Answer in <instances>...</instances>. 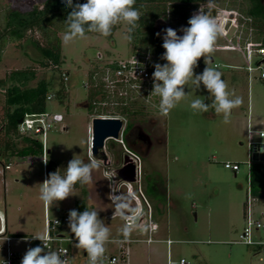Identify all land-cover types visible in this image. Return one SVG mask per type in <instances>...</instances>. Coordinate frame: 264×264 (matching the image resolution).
Returning <instances> with one entry per match:
<instances>
[{
	"label": "rangeland",
	"instance_id": "1",
	"mask_svg": "<svg viewBox=\"0 0 264 264\" xmlns=\"http://www.w3.org/2000/svg\"><path fill=\"white\" fill-rule=\"evenodd\" d=\"M39 2L40 0H0V25L8 7L32 6ZM245 2L246 0H213L212 6L233 9L243 20L247 16L238 7L246 5ZM118 26L111 39L97 33H87L83 38L77 37L65 42V32L60 33L63 55L60 72H69L70 80L63 82L64 96L59 94L47 101L48 112L64 116V120L57 123L49 133L48 146L51 152L47 160L53 161L55 171L58 170L63 175L74 156L86 163L90 156L97 159L100 167L93 171L91 183L83 186L77 183L72 195L49 207L39 198L40 184L49 175L42 159L43 154L32 155V159L29 156H11V169L0 174V232H4L8 224L12 236L22 237L15 241L21 252L16 250L13 242V250L21 255L26 253L32 236L44 234L46 214L55 218L72 209L82 212L89 208L86 201H94L96 204L89 209L99 212V218L110 229V238L143 239L148 235L145 227L127 225L116 214L134 208L131 194L129 195L133 186L122 183L117 187L107 174L108 170L121 165L124 146L113 139L106 142L104 151L110 161L106 165L103 156H92L88 139V127L99 111H95V106L91 104L93 94L83 85V80L96 65L127 59L134 54L130 41L126 39L128 26L125 23H118ZM249 26L250 23L247 24L250 29ZM241 31L248 35L244 27H230L228 38L236 40ZM29 37L40 39V34L33 32ZM252 38L264 42L263 38H256L254 32ZM30 39L22 40V46L14 42L8 43L0 60V125L5 118L6 90L12 85V81L6 77L12 70L34 67L38 73L37 80L44 78L52 81L54 88L50 93L57 94L58 73L51 67L39 65L42 54ZM227 42L220 34L216 44ZM98 51L102 52V59L95 58ZM211 57L215 60H211L213 67L214 63L220 64L217 70L224 75L228 91L243 100L239 107L232 110L230 123H223L222 114L218 116L212 108L205 113L193 114L189 106L191 100L201 98L206 103H211L207 99L209 93L202 84L199 90L191 84L187 85L186 99L167 115L161 114L158 107H146L143 103L135 108L149 111V117L145 113L125 115V122H129V127L133 123H141L154 138L149 154L142 156V190L152 204L154 220L159 226L154 234L158 241L150 244L134 241L129 245V264H167L169 247L162 241L167 238L175 241L170 248L173 264H178L181 258L187 264H264V248L236 242L246 225L250 180L251 186L255 188L254 192L258 193L256 196L253 192L255 215L264 220V159H254L253 149L251 151L247 144L249 128L264 130V79L260 78L259 70H248L239 51L214 49ZM252 65L256 67V61ZM205 67L204 62L198 63L194 73L201 74ZM37 80L31 85H35ZM155 101L158 103L159 98L156 97ZM84 102H89L90 105H82ZM128 132L126 128L125 133ZM253 140L263 139L254 134ZM227 161L238 162L240 171L236 174L226 168ZM3 169L4 165L0 162V170ZM134 189L139 194L137 184ZM116 193L121 196L116 197ZM134 200L140 208L139 200L136 197ZM118 204L122 206L120 211H117ZM125 228L128 229L127 236L123 231ZM65 231L73 235L70 230ZM254 235L264 239L262 231H256ZM75 243H67L72 249L69 264H89L84 250L74 247ZM105 247L116 252L115 243H106ZM52 250L55 251L54 248ZM3 257L2 251L0 260Z\"/></svg>",
	"mask_w": 264,
	"mask_h": 264
},
{
	"label": "clouds",
	"instance_id": "2",
	"mask_svg": "<svg viewBox=\"0 0 264 264\" xmlns=\"http://www.w3.org/2000/svg\"><path fill=\"white\" fill-rule=\"evenodd\" d=\"M64 2L67 8L72 9L63 22L65 42L77 37L83 38L87 33L108 37L118 23H125L128 26L126 39L130 41L141 19L139 9L134 7L136 0H86V3L82 4H74L73 0ZM208 3L211 5L213 0H208ZM187 23L188 27L179 29L183 35H178L177 30L171 27L163 30L162 47L165 51L160 59L167 63L153 65L155 70L152 73L153 89L150 95L159 98L158 110L161 114L167 115L186 99L187 85L191 84L199 90L202 84L209 93L207 99L211 103H206L201 98L191 100L189 106L193 114L205 113L212 108L218 116L222 114L223 123H230L232 110L239 107L243 100L242 97L228 91V84L222 79V73L212 66L211 54L221 34V28L211 11L202 8L193 13ZM159 35L160 33H157V36ZM201 57L206 67L201 74H195L194 69ZM47 162L48 160H44L45 164ZM99 167V161L91 156L87 163L74 156L68 162L63 175L58 170L49 173L48 178L40 184L39 198L49 207L54 202L63 201L72 195L77 183L81 186L91 183L92 173ZM121 207L118 204L117 211H120ZM68 228L77 241L74 247L86 252L89 264H102L104 246L110 239V229L99 218V212L89 208L83 212L70 210ZM123 231L127 236L128 229L125 228ZM32 238L41 241L43 247H29L21 264H68L66 250H63L64 255L52 250L49 247L48 235L38 234Z\"/></svg>",
	"mask_w": 264,
	"mask_h": 264
},
{
	"label": "built area",
	"instance_id": "3",
	"mask_svg": "<svg viewBox=\"0 0 264 264\" xmlns=\"http://www.w3.org/2000/svg\"><path fill=\"white\" fill-rule=\"evenodd\" d=\"M201 8L216 9L215 12L212 13V16L216 19L221 28V35L228 41L222 45H215L214 49L239 51L245 59L248 70L250 72L254 69L259 70L260 78L264 79V42L256 41L252 38L253 28L251 26H249L250 29L247 28V24L252 21V18L244 17L242 20L237 11L227 8L219 9L212 6V4H206ZM230 27H234L236 29L244 27L246 28L248 35L241 31L237 34L236 40L234 38H228ZM95 58L102 59V52L98 51ZM255 61L257 63L256 67L252 65ZM155 63L157 62L150 53L137 52L132 54L127 59L110 61L104 65H96V67H93L90 71H88L86 79L83 80V85L92 91L93 98L91 104L95 106V111H99H97L98 113L94 118L121 119L124 123L120 131L119 138H108L106 139V142L109 139L120 142L124 146V156L125 154H128L136 165V180L132 183L123 180L115 181L109 173V170L107 171V174L112 177V181L117 187H119L122 183L129 187L133 186L130 188V193H128L129 195L131 194L130 198L131 201H133L134 208L131 211H123V214H121V212H116V214L120 215L127 225H136L138 228L145 227L148 234L147 237L143 239H132L127 237L110 238L107 243H115L116 252L108 250L104 246L105 253L102 258V264H119L120 262H126L129 264V245L132 242L143 241L150 244L157 241L154 234L158 230L159 226L154 220V210L152 204L142 190V156L135 150L131 149L124 141V134L127 126V123L125 122V115L131 113L132 116L142 115L144 113L148 115L149 111L145 112L142 111V109L135 108L140 103H143L146 107L150 105L154 106V108L157 107L158 103L155 101L156 96L150 95L153 89L152 73L155 70L153 66ZM219 66V63H214V67L218 68ZM61 78L64 83H67L70 80V73L62 72ZM57 95L58 94L56 93H49L47 95V100H52ZM89 105L90 103L87 102V106ZM125 109H128V111L123 112ZM22 119V122L19 123V133L21 135L39 139L42 142L43 147L42 159L43 161L47 160L48 154L50 153L48 146L49 133L57 123L64 120L63 114H52L45 111L41 113L26 114L22 117ZM88 132L89 143L92 147L93 124L89 127ZM254 134L259 135V137L263 140L254 141ZM247 144L251 151L253 149V155L254 152L264 153V130L255 131L249 128ZM123 161L120 166H122ZM250 163L251 162L249 161V164ZM2 164L4 165V169L0 170L1 175L4 174L5 170L10 169L11 167V163ZM225 167L233 170L236 174L241 169L238 162L233 163L230 161L225 162ZM249 176L251 177L250 174ZM45 179H47V176H45ZM249 182L250 186L248 187L247 209L245 212L246 225L239 235L240 239L236 242L264 248V239L254 235L256 231L264 232V220L256 217L255 215V210L253 208V188L251 186V180ZM135 184H137L139 194L135 193ZM115 195L118 198L121 196L119 193H116ZM133 196L141 203L140 208L138 206V202L134 200ZM66 229L70 230L68 228V213L55 218H50L49 215L46 214L44 234L49 236V247L51 249L54 248L55 251L60 252L62 255L65 254L63 250H66V256L69 264L72 249L67 243L77 241L74 238V234H68L65 231ZM17 239L20 240L22 237H15L7 232H0V252H4V257L0 260V264H21V260L24 255H21L13 250V242ZM34 240L37 239H33L31 237L30 241ZM165 242L169 247V259L167 264H173L174 262L170 257V248L175 241L172 239H166ZM28 248L29 247H27V249ZM84 254L88 258L85 251ZM178 264H187V261L184 258H181L178 261Z\"/></svg>",
	"mask_w": 264,
	"mask_h": 264
},
{
	"label": "trees",
	"instance_id": "4",
	"mask_svg": "<svg viewBox=\"0 0 264 264\" xmlns=\"http://www.w3.org/2000/svg\"><path fill=\"white\" fill-rule=\"evenodd\" d=\"M207 2L208 0H136L134 7L139 9L141 19L130 40L134 53H150L157 63L161 65L167 63L160 59L165 51L162 47L163 30L171 27L177 30L178 35H183L179 29L188 27L189 18ZM73 3L82 4L86 3V0H73ZM245 4L240 5L239 10L252 18L250 25L256 38L264 39V0H246ZM71 10L65 6L64 0H40L32 6L8 7L0 25V60L8 43L14 42L22 46V40L30 39L31 33H39L40 39L36 37L30 39L42 54L39 65L44 68L51 67L58 73L59 87L56 92L62 95L65 85L60 72L63 63L60 33L65 32L63 22ZM118 27V24L113 27L108 38H113ZM157 33L160 35L157 36ZM203 62L204 59L201 57L198 63ZM37 77L38 73L34 67L14 69L6 77L12 81V85L6 90L5 118L0 125V162L4 164L11 163V156L28 157L43 154L42 142L37 138L21 135L18 129L19 120L26 114L47 111V95L54 88L53 82L44 78L37 80ZM35 80L37 83L31 85ZM82 105L87 106V102ZM127 111L128 109H125L123 112ZM46 169L48 174L55 172L54 162L48 160ZM253 189L254 192L255 188ZM254 193L257 196L258 193ZM36 246L42 247L41 241H31L30 247Z\"/></svg>",
	"mask_w": 264,
	"mask_h": 264
},
{
	"label": "water",
	"instance_id": "5",
	"mask_svg": "<svg viewBox=\"0 0 264 264\" xmlns=\"http://www.w3.org/2000/svg\"><path fill=\"white\" fill-rule=\"evenodd\" d=\"M210 10L211 13L215 12V8L205 9V11ZM213 61V58L211 59ZM22 118L19 123L22 122ZM93 142L91 147V152L93 156L99 157L105 155V164H110L108 155L104 151L106 145V139L108 138H119L120 131L123 127V121L121 119H109V118H94L93 119ZM254 159H264V153L254 152ZM115 181L123 180L127 182H134L136 180V165L132 158L125 154L122 166L109 170Z\"/></svg>",
	"mask_w": 264,
	"mask_h": 264
},
{
	"label": "flooded vegetation",
	"instance_id": "6",
	"mask_svg": "<svg viewBox=\"0 0 264 264\" xmlns=\"http://www.w3.org/2000/svg\"><path fill=\"white\" fill-rule=\"evenodd\" d=\"M146 117H149V116L146 115ZM142 118H145V117H142ZM126 128L129 132L124 134L125 143L131 149L138 152L141 156H146L147 154H149L151 147L154 144V138L151 136L150 131L146 130L145 127H143L141 123H138L136 125L133 123L129 127V122H128ZM102 156L104 157L105 155H102ZM100 157L101 156H99L98 158Z\"/></svg>",
	"mask_w": 264,
	"mask_h": 264
},
{
	"label": "crops",
	"instance_id": "7",
	"mask_svg": "<svg viewBox=\"0 0 264 264\" xmlns=\"http://www.w3.org/2000/svg\"><path fill=\"white\" fill-rule=\"evenodd\" d=\"M213 58V57H212ZM213 60H214V58H213ZM91 126V125H90ZM89 126V127H90ZM89 127H88V130H89ZM89 133V132H88ZM50 152H51V150H50ZM50 154V153H49ZM89 155V154H88ZM20 158H26V157H20ZM29 159H32L33 157L32 156H29L28 157ZM10 169H11V167H10ZM6 180V179H5ZM6 182V181H5ZM86 204H87V206L90 208H92V205L93 204H95L94 203V201L93 202H90V201H86ZM96 205V204H95ZM93 208H95V206L93 207ZM132 209H130V210H124V211H131ZM262 214H264V213H262ZM1 231V230H0ZM4 232H7V233H10L11 235H12V232H9V230H8V224H6V229H5V231ZM38 235V234H37ZM167 239H171V238H167ZM165 240L166 239H162V241L163 242H165ZM16 241V240H15ZM15 241H14V246H15V248H16V250H18V252H21V248H20V246L17 244V243H15ZM157 241H158V239H157ZM30 245H31V242L30 243H28V247H30ZM168 245V244H167ZM115 250H116V248H115Z\"/></svg>",
	"mask_w": 264,
	"mask_h": 264
}]
</instances>
